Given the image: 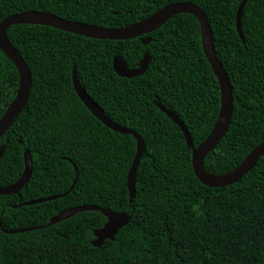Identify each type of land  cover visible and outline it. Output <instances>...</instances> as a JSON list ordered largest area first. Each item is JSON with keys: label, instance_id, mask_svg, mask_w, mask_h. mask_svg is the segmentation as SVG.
Returning <instances> with one entry per match:
<instances>
[{"label": "trees", "instance_id": "16d2710c", "mask_svg": "<svg viewBox=\"0 0 264 264\" xmlns=\"http://www.w3.org/2000/svg\"><path fill=\"white\" fill-rule=\"evenodd\" d=\"M190 2L203 10L216 56L233 93L224 137L204 160V170L234 169L264 141V0H0V22L13 14L44 11L104 28L136 23L162 7ZM6 35L30 70L27 103L0 138V186L22 174L23 153L32 172L19 195H0V264H264V156L238 182L203 185L194 175L191 148L160 108L175 114L196 148L218 117L220 91L202 48L195 16L180 13L158 29L129 40H100L46 25L16 24ZM150 38L146 45L141 39ZM139 76H118L113 57ZM75 67L87 95L120 127L143 141L129 200L127 174L136 152L130 134L100 122L77 96ZM14 63L0 49V118L16 95ZM73 185L72 188H70ZM49 196L55 199L20 205ZM125 212L128 223L112 240L93 246V230L106 217L83 211L47 225L58 212L79 206Z\"/></svg>", "mask_w": 264, "mask_h": 264}, {"label": "water", "instance_id": "95a60500", "mask_svg": "<svg viewBox=\"0 0 264 264\" xmlns=\"http://www.w3.org/2000/svg\"><path fill=\"white\" fill-rule=\"evenodd\" d=\"M246 1L247 0H242L236 14V29L242 42H244V39L240 20L243 6ZM180 13L192 14L199 22L203 52L219 84V113L215 125L209 135L196 148H194L190 134L182 121L179 120V118L172 112L166 110L160 105L158 106L175 124L178 125L182 131L187 142V146L191 148V165L194 175L203 185L211 188H218L238 182L243 176H245L250 170L254 168L259 158L264 156V141L254 147L234 169L226 173L211 174L204 170L203 160L205 156L217 146L228 130L233 111V93L228 77L222 67V64L216 56L212 32L210 30L206 15L201 8L190 2H177L168 4L143 20L118 28H104L87 23L74 22L62 19L49 12L34 10L16 13L4 18L0 22V49L14 63L18 71L19 83L15 97L9 103L8 107L0 118V138L12 126L17 116L24 109L31 87L30 70L26 66L18 51L10 43L6 35V31L10 26L16 24L46 25L87 38L100 40H129L153 32L165 22H167L170 18ZM141 42L142 44L146 45L150 42V38L148 36L142 38ZM149 60L150 58L148 53H144L136 67L128 68L124 59L121 56L116 55L113 57L112 67L118 76L131 78L144 73L148 68ZM71 79L77 96L100 122L113 131L119 132L121 134H130L136 140V152L128 171L126 182L129 192V200H131L134 196L136 169L139 160L144 153L143 141L135 131L120 127L104 115L102 109L87 95L81 86L75 67L72 69ZM4 149L5 145H1L0 157L2 156ZM23 163L24 167L21 176L10 185L0 186V195H19V191L29 181L32 172L31 155L27 150L23 153ZM72 187L73 185L70 188ZM56 197L58 196H49L36 200H29L22 202L20 205H32L35 203L55 199ZM83 211H99L106 217V222L100 228L93 230L94 239L92 240V244L96 247L101 246L106 239L112 240L118 231L128 223L130 218L125 212L117 213L105 208L86 205L72 207L58 212L50 218L47 225L54 224ZM0 229L4 233L13 234L33 230L36 228L28 227L6 230L2 228L0 221Z\"/></svg>", "mask_w": 264, "mask_h": 264}]
</instances>
